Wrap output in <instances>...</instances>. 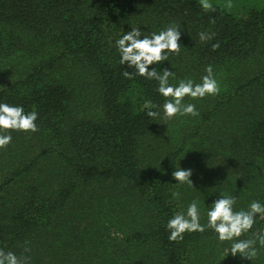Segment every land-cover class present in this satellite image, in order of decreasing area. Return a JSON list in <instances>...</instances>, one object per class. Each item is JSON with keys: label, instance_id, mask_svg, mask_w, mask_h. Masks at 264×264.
<instances>
[{"label": "trees", "instance_id": "16d2710c", "mask_svg": "<svg viewBox=\"0 0 264 264\" xmlns=\"http://www.w3.org/2000/svg\"><path fill=\"white\" fill-rule=\"evenodd\" d=\"M210 2L0 0V101L39 114L36 132L10 130L0 148V248L27 264H264V248L226 255L210 229L170 241L164 227L174 191L185 206L197 199L202 223L220 193L237 209L264 202V7ZM170 24L180 50L149 67L175 83L213 66L219 93L184 98L197 116H147L145 99H164L158 82L121 65L114 46L131 27ZM178 167L193 186L176 183Z\"/></svg>", "mask_w": 264, "mask_h": 264}, {"label": "clouds", "instance_id": "9594fccd", "mask_svg": "<svg viewBox=\"0 0 264 264\" xmlns=\"http://www.w3.org/2000/svg\"><path fill=\"white\" fill-rule=\"evenodd\" d=\"M201 7L207 11L214 7L210 0H200ZM180 28L170 24L159 31L143 33L138 26L131 27L114 40V46L119 53L121 65H127L133 69L137 76L157 81L156 92L163 97L160 104L145 99L143 109L149 117L161 115L165 119L179 116H197L198 109L195 103L186 102L185 97L203 98L206 95L217 94L220 84L217 80L213 66L205 65L204 74L196 82L193 78H179L177 82H170V77L176 74L168 67L157 71L158 62L168 60L170 54H177L180 50ZM200 39L207 40L211 34L200 32ZM218 45L214 44L213 47ZM133 72L125 69L123 75L131 78ZM38 112L25 111L22 104H10L0 101V148H4L12 142V131L36 132ZM192 170L178 167L172 172L177 184L187 183L193 186L190 179ZM177 198V204L172 215L164 224L170 241L182 240L185 232L203 233L210 229L219 242L228 241L230 246L227 254H239L242 257L252 259L258 251L264 248V227L253 230L257 220H264V202L260 199L251 200L246 208L235 207L237 196L220 193L219 198L212 201L206 209V222H201V209L197 199L190 200L186 206L179 200L180 193L173 192ZM29 251L26 247L25 252ZM225 255V256H226ZM224 256V257H225ZM30 257L18 256L12 250L5 251L0 248V264H27Z\"/></svg>", "mask_w": 264, "mask_h": 264}, {"label": "rangeland", "instance_id": "374dc122", "mask_svg": "<svg viewBox=\"0 0 264 264\" xmlns=\"http://www.w3.org/2000/svg\"><path fill=\"white\" fill-rule=\"evenodd\" d=\"M214 2L222 4L223 6H225L226 8H228L229 10H236V11H240L242 8H247V7H264V0H214ZM112 230H114L115 232H112V234H110L111 236L115 237L118 236L120 237L121 234L119 232H121L120 229H117L115 227H111ZM120 230V231H119ZM52 239H59V237H55L54 235L51 236Z\"/></svg>", "mask_w": 264, "mask_h": 264}]
</instances>
